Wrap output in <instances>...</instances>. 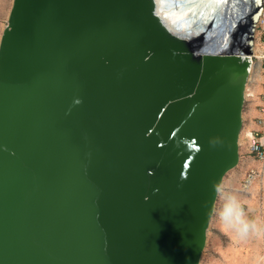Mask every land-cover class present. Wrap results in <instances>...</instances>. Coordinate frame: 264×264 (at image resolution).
Returning <instances> with one entry per match:
<instances>
[{
    "label": "water",
    "instance_id": "1",
    "mask_svg": "<svg viewBox=\"0 0 264 264\" xmlns=\"http://www.w3.org/2000/svg\"><path fill=\"white\" fill-rule=\"evenodd\" d=\"M256 2L12 0L0 264H200L240 162Z\"/></svg>",
    "mask_w": 264,
    "mask_h": 264
},
{
    "label": "rangeland",
    "instance_id": "2",
    "mask_svg": "<svg viewBox=\"0 0 264 264\" xmlns=\"http://www.w3.org/2000/svg\"><path fill=\"white\" fill-rule=\"evenodd\" d=\"M11 4L12 0H0V37ZM243 132L244 127L240 141L247 145ZM237 171V167L231 170L226 179ZM229 189L223 181L200 264H264V212L259 207V212L249 210L246 204L234 206L230 198H224L226 193L229 197Z\"/></svg>",
    "mask_w": 264,
    "mask_h": 264
},
{
    "label": "built area",
    "instance_id": "3",
    "mask_svg": "<svg viewBox=\"0 0 264 264\" xmlns=\"http://www.w3.org/2000/svg\"><path fill=\"white\" fill-rule=\"evenodd\" d=\"M251 58L252 66L245 89V105L254 100H259L261 104L256 107L258 116L255 118V124L259 130L246 131L245 139L249 153L261 166L246 172L242 181V190L248 191L257 185L261 193V201H264V134L260 131L264 129V0L258 13ZM256 87L258 90L254 92L253 89ZM262 212H264V205L261 206Z\"/></svg>",
    "mask_w": 264,
    "mask_h": 264
},
{
    "label": "crops",
    "instance_id": "4",
    "mask_svg": "<svg viewBox=\"0 0 264 264\" xmlns=\"http://www.w3.org/2000/svg\"><path fill=\"white\" fill-rule=\"evenodd\" d=\"M261 104L259 100H254L244 106L243 110V127L244 132L242 134V138L245 139V132L249 130H259L257 125L255 124V118L258 116L257 105ZM262 134H264V129L260 130ZM246 140V139H245ZM247 142V141H246ZM247 145H243V142L240 141V162L237 166L238 171L236 173H232L226 179H223L226 182V185L230 187L229 197L228 194L224 195V198H230L234 206L238 204H246L249 210L254 208V211L259 210L261 212V206L264 205V201H261V193L257 185H254L250 190L243 191L242 190V181L246 174V172L253 168H259L260 163L254 159V157L249 153L247 149ZM232 189V190H231Z\"/></svg>",
    "mask_w": 264,
    "mask_h": 264
},
{
    "label": "bare ground",
    "instance_id": "5",
    "mask_svg": "<svg viewBox=\"0 0 264 264\" xmlns=\"http://www.w3.org/2000/svg\"><path fill=\"white\" fill-rule=\"evenodd\" d=\"M201 1H203V0H201ZM222 0H206V2H207V4L209 5V8L211 9V8H213L214 6H215V4L216 3H220ZM257 2L256 3H260V0H256ZM199 4V2L197 1L194 5H192L191 7H190V9L192 10V9H196L197 8V5ZM206 7V6H205ZM205 7H203V8H205ZM200 9L199 10V12H204V11H206V10H204V9ZM189 9V10H190ZM209 9V10H210ZM186 11H188V10H186ZM209 12V11H208ZM167 14V13H166ZM166 17H168V19H170V20H176L178 17H179V14L176 16L175 14L173 15V14H171V15H168L167 14V16ZM258 21V14L257 15H254L253 16V18H252V22H253V24H256V22ZM254 92H256V91H254Z\"/></svg>",
    "mask_w": 264,
    "mask_h": 264
}]
</instances>
